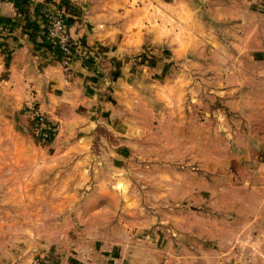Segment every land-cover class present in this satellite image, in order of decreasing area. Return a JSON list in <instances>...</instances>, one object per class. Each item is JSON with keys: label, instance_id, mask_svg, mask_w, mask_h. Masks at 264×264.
<instances>
[{"label": "rangeland", "instance_id": "374dc122", "mask_svg": "<svg viewBox=\"0 0 264 264\" xmlns=\"http://www.w3.org/2000/svg\"><path fill=\"white\" fill-rule=\"evenodd\" d=\"M201 13L194 45L183 14L161 23L179 29L166 39L181 51L133 55L124 133L67 125L48 136L46 118L35 130L31 104L27 116L5 118L0 238L37 247L30 264L92 254L125 264H264V202L252 188L264 171V145L254 146L264 143L263 55L237 46L231 22ZM246 37L242 46L253 44ZM237 205L247 218L226 230L222 218Z\"/></svg>", "mask_w": 264, "mask_h": 264}, {"label": "crops", "instance_id": "0c3cea01", "mask_svg": "<svg viewBox=\"0 0 264 264\" xmlns=\"http://www.w3.org/2000/svg\"><path fill=\"white\" fill-rule=\"evenodd\" d=\"M188 4L187 0H0V129L7 128L6 117L27 116L31 104L52 126L45 130L48 136L55 129L66 131L67 125L84 135L97 125L115 134L127 131L128 108L134 100L128 77L133 55L155 48L157 56L181 51L168 46L166 37L173 38L179 29L162 26L166 17L184 14L186 21L193 20V45L204 30L202 11L207 19L231 22L237 46L244 52L261 53L264 59V0H193V13ZM61 9L75 48L66 72L46 35L47 22ZM245 37L253 44L243 43V47ZM261 115L258 127H264V111ZM263 145L258 140L254 144L256 148ZM256 177L252 188L264 202V171ZM237 206L234 214L222 218L226 230H239L247 218L240 211L244 207ZM254 211L262 212V208ZM217 224L214 220L213 226ZM208 231L211 235L212 230ZM10 241L0 238V264H30L28 256H33V250L40 251L31 245L23 249L19 243L6 246ZM68 260L57 257L52 264H67ZM76 261L70 264H125L123 259L93 254ZM132 263L130 259L126 264Z\"/></svg>", "mask_w": 264, "mask_h": 264}, {"label": "built area", "instance_id": "2783aa9c", "mask_svg": "<svg viewBox=\"0 0 264 264\" xmlns=\"http://www.w3.org/2000/svg\"><path fill=\"white\" fill-rule=\"evenodd\" d=\"M46 35L54 44V47L58 50L60 65L66 72L70 63L75 58V48L67 31L63 9L56 11V13L47 22ZM30 117L34 124L38 125L35 130L41 131L42 126L44 125V120L41 114L35 112V110H31Z\"/></svg>", "mask_w": 264, "mask_h": 264}]
</instances>
